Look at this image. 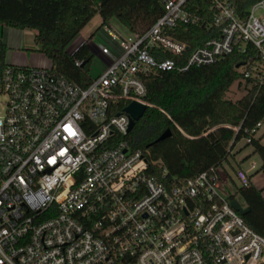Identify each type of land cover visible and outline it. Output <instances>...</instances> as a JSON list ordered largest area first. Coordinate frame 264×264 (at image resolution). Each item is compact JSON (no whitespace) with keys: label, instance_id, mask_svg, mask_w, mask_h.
<instances>
[{"label":"built area","instance_id":"obj_1","mask_svg":"<svg viewBox=\"0 0 264 264\" xmlns=\"http://www.w3.org/2000/svg\"><path fill=\"white\" fill-rule=\"evenodd\" d=\"M160 3L162 14L144 33L111 20L93 33L101 42L91 35L69 52L83 44L91 51L85 85L51 64L2 69L0 264H264V236L221 194L233 183L247 186V171L211 167L167 179L161 160L126 139L124 111L130 102L149 106L146 77L234 52L248 56L236 65L243 95L263 87L264 0ZM181 27L214 36L191 48L175 36ZM93 60L100 68L91 75ZM155 167L163 175L152 174Z\"/></svg>","mask_w":264,"mask_h":264},{"label":"trees","instance_id":"obj_2","mask_svg":"<svg viewBox=\"0 0 264 264\" xmlns=\"http://www.w3.org/2000/svg\"><path fill=\"white\" fill-rule=\"evenodd\" d=\"M162 12L160 0H0V25L35 30L38 52L50 60L54 70L71 82L85 85L88 79L83 69L89 67L91 51L83 44L70 54L68 46L94 16H99L100 25L115 20L128 31L142 34ZM175 36L195 48L214 34L203 27H181ZM7 50L0 35V73L7 64ZM74 58L85 62L83 68L74 64ZM247 58L234 52L211 64L146 77L149 106L126 139L134 147L147 149L151 159L161 160L165 178L174 181L220 167L231 148L247 138V145L261 160L256 172L264 171V143L252 132L264 119V86L252 87L235 101L226 98L231 85L241 77L236 65ZM119 105L121 110L124 104ZM166 129L170 135L156 141ZM163 168L155 167L152 174L163 175ZM253 176L249 175L247 186L233 183L226 198L230 202L237 199L247 207L242 219L264 236V197L251 182Z\"/></svg>","mask_w":264,"mask_h":264},{"label":"rangeland","instance_id":"obj_3","mask_svg":"<svg viewBox=\"0 0 264 264\" xmlns=\"http://www.w3.org/2000/svg\"><path fill=\"white\" fill-rule=\"evenodd\" d=\"M99 16L96 15L87 23V25L82 29V31L77 35V37L69 44L68 46V51L72 52L77 46L81 44V39H87L90 37L92 33L98 29L97 27L100 24ZM115 27H118L121 29L122 25L119 24L117 21L113 20L112 22ZM2 33V28L0 27V35ZM3 36V35H2ZM35 37V30L32 29H26L23 32L20 33V48H15L12 49L8 46V50L10 52H13V57L10 58V62L12 64H17L19 63L17 59L21 57V59L24 57V61L22 65L26 66H47L48 62L46 61L44 55L38 52V45L34 41ZM92 41L96 44L101 42V38L98 37L97 34H94L92 37ZM2 39H6V35L2 37ZM7 54V53H6ZM100 66L96 63L95 60L92 61L91 67H90V74L94 75L98 72ZM237 81H235L231 87L229 88V91L226 93V98L232 101H235L239 99L240 97L243 96L244 91L240 88L237 87ZM3 99V97H1ZM264 127V124H263ZM229 191L231 190V186H225L224 192H222V195H226Z\"/></svg>","mask_w":264,"mask_h":264},{"label":"crops","instance_id":"obj_4","mask_svg":"<svg viewBox=\"0 0 264 264\" xmlns=\"http://www.w3.org/2000/svg\"><path fill=\"white\" fill-rule=\"evenodd\" d=\"M93 19V18H92ZM101 20L99 18L98 22ZM100 25V24H99ZM2 28L1 36L6 35V39L3 41L12 49L20 48V33L24 30H18L15 28L8 27L6 25H0ZM98 28V27H97ZM26 30V29H25ZM82 31V30H81ZM80 31V32H81ZM93 35V33L91 34ZM90 35V36H91ZM2 36V37H3ZM83 38L80 42H82ZM13 57V52L7 51L6 54V62H10V58ZM45 57V56H43ZM14 58V57H13ZM48 64H51L50 60L45 57ZM16 60H20L19 63L22 65L25 60L24 57L21 59L17 57ZM255 138H259L261 143H264V127L262 126L258 132L255 134ZM255 165V169L251 170V165ZM261 166V160L256 153H253V148L251 145H247V142L243 139L237 142L230 150L229 156L227 159L221 164L219 169L223 171L225 174H230L236 168H241L247 171L248 175L253 174L254 176L251 178V182L259 189L262 190V195L264 197V171L256 172Z\"/></svg>","mask_w":264,"mask_h":264},{"label":"water","instance_id":"obj_5","mask_svg":"<svg viewBox=\"0 0 264 264\" xmlns=\"http://www.w3.org/2000/svg\"><path fill=\"white\" fill-rule=\"evenodd\" d=\"M146 107L147 106L145 104H142L139 102H130L128 105L125 106L124 111L127 112L130 116L127 131L132 130L135 122L138 121L142 117L144 111L146 110ZM169 135H170V130L166 129L159 135L156 141L165 139ZM230 204L236 211H238L240 215H244L248 211V208L243 207L242 204L237 199L232 200Z\"/></svg>","mask_w":264,"mask_h":264}]
</instances>
